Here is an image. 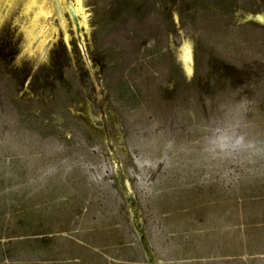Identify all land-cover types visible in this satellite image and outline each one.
<instances>
[{
  "label": "rangeland",
  "instance_id": "374dc122",
  "mask_svg": "<svg viewBox=\"0 0 264 264\" xmlns=\"http://www.w3.org/2000/svg\"><path fill=\"white\" fill-rule=\"evenodd\" d=\"M43 10L0 0V264H151L133 220L160 264H264V0H82L87 60Z\"/></svg>",
  "mask_w": 264,
  "mask_h": 264
},
{
  "label": "water",
  "instance_id": "95a60500",
  "mask_svg": "<svg viewBox=\"0 0 264 264\" xmlns=\"http://www.w3.org/2000/svg\"><path fill=\"white\" fill-rule=\"evenodd\" d=\"M42 1H43L44 5L47 7V9L56 17L60 27L64 23V18L71 20V23L73 25L74 32L76 35L77 42L79 44V47L81 48V51H82V54L84 55L85 60H87L86 51H85V44H84L83 39H81L82 34H80L81 26H80L79 21L77 19V17H79V15L82 11V0H79V2H77V0H42ZM257 18L260 19L259 16ZM41 58H44V57L40 56L39 60L37 61L36 64L39 63ZM104 122H105V120H104ZM104 130H105L106 140L109 143V137L107 135V129L105 126H104ZM112 152H113V156L115 157L113 150H112ZM115 164H116L117 178L121 181V183L126 185L127 193L131 196L130 201L136 203V201L133 197V193L127 188L126 176L124 174L120 173V171H119V167H120L119 161H115ZM133 210L136 212L138 210V205H135ZM137 215H138V217L140 216V214H137ZM133 223H134V227H135V230L137 233L139 245H140V247H141V249H142V251H143V253L147 259V262L151 263V264H160L161 260L155 259V254L153 252V249H152L151 243L149 241V238H148L144 224L142 222H140L139 227H137V224L135 223L134 220H133Z\"/></svg>",
  "mask_w": 264,
  "mask_h": 264
},
{
  "label": "crops",
  "instance_id": "0c3cea01",
  "mask_svg": "<svg viewBox=\"0 0 264 264\" xmlns=\"http://www.w3.org/2000/svg\"><path fill=\"white\" fill-rule=\"evenodd\" d=\"M83 258L84 259L79 262L80 264H94V255L88 249H85Z\"/></svg>",
  "mask_w": 264,
  "mask_h": 264
},
{
  "label": "bare ground",
  "instance_id": "6f19581e",
  "mask_svg": "<svg viewBox=\"0 0 264 264\" xmlns=\"http://www.w3.org/2000/svg\"><path fill=\"white\" fill-rule=\"evenodd\" d=\"M42 12L46 14V13L48 12V9H47V11H46V10H43ZM79 16H81V17L83 16L82 11H81V13H80ZM77 19H78V17H77ZM78 21H79V19H78ZM82 22H83L82 20L79 21L80 26L82 25ZM64 23H65V22H64ZM64 23H63V25L61 26L62 30H64ZM80 34H82L81 29H80ZM81 39H83L82 35H81ZM46 45H47V44L45 43L44 46H43V48H42V50H41L40 53H39V57H40V56H42V57L44 56V54H45V52H46V50H47V49H46V47H47Z\"/></svg>",
  "mask_w": 264,
  "mask_h": 264
},
{
  "label": "flooded vegetation",
  "instance_id": "af4514ba",
  "mask_svg": "<svg viewBox=\"0 0 264 264\" xmlns=\"http://www.w3.org/2000/svg\"><path fill=\"white\" fill-rule=\"evenodd\" d=\"M104 120H105V117H104V115H102V118H101V125H102V132H103V134H104V137H105V130H104V126L106 127V129H107V124H106V122H104ZM105 123V124H104ZM107 135H108V129H107ZM109 137V136H108ZM113 150V149H112ZM114 151V150H113ZM115 153V152H114Z\"/></svg>",
  "mask_w": 264,
  "mask_h": 264
},
{
  "label": "snow or ice",
  "instance_id": "6c2138e0",
  "mask_svg": "<svg viewBox=\"0 0 264 264\" xmlns=\"http://www.w3.org/2000/svg\"><path fill=\"white\" fill-rule=\"evenodd\" d=\"M77 2H79V0H77ZM67 39H68V36L65 35V36H64L65 43H67Z\"/></svg>",
  "mask_w": 264,
  "mask_h": 264
}]
</instances>
